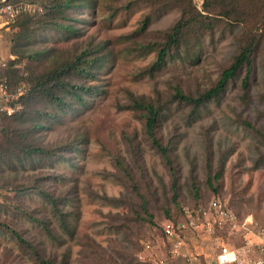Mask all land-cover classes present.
Here are the masks:
<instances>
[{
  "label": "rangeland",
  "instance_id": "374dc122",
  "mask_svg": "<svg viewBox=\"0 0 264 264\" xmlns=\"http://www.w3.org/2000/svg\"><path fill=\"white\" fill-rule=\"evenodd\" d=\"M0 1L9 2L14 8V15L0 25V59L5 62L7 58L16 56L11 53L10 38L15 31L13 26L18 12L34 11L39 4L28 0ZM126 1L96 0L93 7L77 11L81 15L75 16L80 19L72 21L79 26V35L68 36V33L51 31L52 37L47 33V37L18 48L19 54L23 55L21 59L36 50L39 54L36 62L48 66L88 40H107L111 58L97 78L91 80L96 82L97 88L86 96V101L77 103L60 122L37 133L43 143L75 141L78 149L71 153L72 158L67 162L58 161L50 167L32 168L25 163L16 169L4 167L5 171L0 172V259L4 257L8 263L17 258L24 264H32L25 247L11 235L10 228L29 238L47 256L66 259L67 264H82L85 256L80 259L83 246L78 238L86 235L95 239L118 261H122L119 252L128 246L133 250L136 261L154 264L153 260L147 259V252L167 253L170 248V241L161 229L168 219L184 224L187 243L182 247L187 257L170 256L172 264H206L218 243H241L246 218L252 219V241L264 240V233L260 232L264 230V144L238 121L239 115L248 117L264 130V99L261 97L264 94V46L260 45L257 51L256 74L251 82L248 101L240 97V78H237L228 84L218 101H209L188 122V106L177 101L167 102L169 109L161 122L159 134L163 140L175 134L173 162L179 168L178 203H175L171 198V174L160 155L147 143L142 118L138 111L124 105L130 102L129 92L147 97L159 96L165 101L172 92V85L178 84L190 91L210 85L221 67L237 51L242 24L217 27L213 34L202 37L198 59L188 57L169 61L150 75L143 73L142 68L151 61L155 52L136 50L137 42L153 39V33L169 26L179 10L174 7L151 12L147 29L127 37L126 34L136 30L143 16L151 10L144 2L126 6ZM115 8L118 9L113 12ZM6 18L3 14L0 24ZM258 24L264 28V17ZM49 48L54 49L50 51ZM126 136L133 137L139 149L134 148L131 152ZM208 141L210 144L207 146ZM205 148L212 151V172L221 170L216 192L206 182ZM135 153L140 155V160L142 158L144 168L135 166L132 158ZM117 159L126 165L139 190L147 196L148 210L152 213L150 219L145 218L139 197L128 188ZM44 175L51 178L36 179ZM11 177L26 185L25 191H15L12 186L2 185ZM193 180L198 187V196H195L191 185ZM42 182L55 191L68 190L67 207L73 212L70 219L77 237L64 233L52 221L47 201L35 191V184ZM104 195L118 197L119 202L107 200ZM213 195L221 197L232 208L237 216L236 225L233 229L224 226L212 234H203L196 222L185 221L183 209H194L200 204L207 206ZM165 209L169 216H166ZM136 211L145 219L136 218ZM30 212L50 219L58 237L50 236L38 221L28 217L26 213ZM121 222L125 225H116ZM6 225L10 228L5 229ZM147 243L150 248L146 247ZM93 258L96 257L90 255L88 262L97 264Z\"/></svg>",
  "mask_w": 264,
  "mask_h": 264
},
{
  "label": "trees",
  "instance_id": "16d2710c",
  "mask_svg": "<svg viewBox=\"0 0 264 264\" xmlns=\"http://www.w3.org/2000/svg\"><path fill=\"white\" fill-rule=\"evenodd\" d=\"M7 1L15 2L17 0ZM28 1H35L39 5L34 11L21 10L18 12L13 26L15 31L10 38L12 41L11 53H15L16 56L7 58L4 68L11 92L8 102L12 110L0 113V172L5 171L4 167L16 169L25 163H28L32 168L50 167L58 161L67 162L72 158L71 153L78 149L75 141L43 143L37 133L43 128L60 122L69 110L75 108L77 103L82 104L86 101V96L92 94L97 88L96 82L91 80L97 78L99 71L111 58V48L108 46L107 40L95 42L88 40L80 48L61 56L58 61L51 62L48 66L36 62L39 59L36 50L28 53L25 59H21L20 57L23 55L19 54L18 48L36 42L41 37H47V33L51 34V31L68 33V36L79 35L81 31L79 26L72 22L80 19L79 16H75L78 14L77 11L83 7H93L96 3V0ZM136 2H144L151 11L143 16L141 24L136 30L126 34L127 37L142 33L147 29L151 12L174 7L179 10L178 16L169 26L153 33V39L137 42L136 50L155 52L151 61L142 68L143 73L150 75L169 61L188 57L198 59L200 50L198 45L202 37L206 34H213L217 27H231L236 23L242 24L237 51L232 55L231 60L221 67L217 77L212 80L210 85L195 91L184 90L178 84L172 85V92L165 101L159 96L147 97L143 94L134 95L129 92L130 102L124 105L138 111L142 118L143 132L147 143L160 155L171 174L173 191L171 198L176 201L179 168L173 162L172 151L175 147L173 140L175 134L170 135L167 140H163L159 134L161 122L167 117V110L169 109L167 102L177 101L188 106L189 110L186 116L188 122L190 117L205 107L209 101H218L228 84L237 78H240V97L243 101L250 99V86L256 74L257 51L260 45L264 46L262 43L264 28H261L262 24L261 26L258 24L264 17V0H203L201 8H198L193 0H127L124 5L130 6ZM117 9L115 8L113 12H116ZM42 32L44 33L41 34ZM53 49L49 48L50 51ZM18 86L22 89L21 92H18ZM261 97L264 99V94H261ZM238 121L264 144L262 127L245 116L239 115ZM126 141L129 143L131 152L134 148H138L133 137L126 136ZM209 144L208 141L207 146ZM205 149L206 182L216 192L219 189L217 181L220 178L221 170L216 169L212 172V151L210 148ZM132 158L138 169L144 168L140 155L135 153ZM117 163L120 169L124 171L128 188L139 197L140 206L146 213L145 218L150 219L152 213L148 210L147 196L139 190L133 174L129 172L126 165L119 159H117ZM46 177L51 178L44 175L38 176L36 179L46 180ZM2 185L12 186L15 191L19 192L25 191L24 187L26 186L17 182L14 177L5 179ZM191 185L195 196H198V187L194 180ZM35 189L47 201L53 216L52 221L57 223V227L69 236L77 237L75 226L70 219L73 212L67 207L68 190L55 191L43 182L40 185L35 184ZM29 190L34 191L33 189ZM104 197L114 203L119 202L118 197L106 195ZM212 197H218V195ZM14 206L17 207V205ZM131 210L135 211L134 207H131ZM164 211L166 216H169V211L167 209ZM26 214L38 221L50 236L58 237L53 231L50 219L36 216L31 212ZM136 218L145 219L137 211ZM116 225L122 227L125 223L121 222ZM8 228L10 227L6 225L5 229ZM10 230L11 235L18 243L25 247L32 264H67L66 259L57 260V258L41 252L29 238L17 229L10 228ZM78 239L83 246L80 259L85 256L82 264H92L88 262L90 255L96 257L93 260L97 264L151 263L136 261V257L132 254L133 250L128 249V246L119 252L122 261H118L90 236L86 235ZM0 264L24 263L17 258L16 261L8 263L3 257L0 259Z\"/></svg>",
  "mask_w": 264,
  "mask_h": 264
},
{
  "label": "built area",
  "instance_id": "2783aa9c",
  "mask_svg": "<svg viewBox=\"0 0 264 264\" xmlns=\"http://www.w3.org/2000/svg\"><path fill=\"white\" fill-rule=\"evenodd\" d=\"M198 8H201L203 0H193ZM7 16L6 20L0 24L8 22L7 19L14 15V8L9 2L0 1V18ZM5 62L0 59V113L10 112L11 105L8 102V97L11 94L8 80L5 76ZM21 92L20 86L17 88ZM185 218L190 223L196 222L200 227V232L203 234H212L217 228L224 227L233 229L236 225V214L230 206L222 200L221 197H212L207 206L200 204L194 209H183ZM244 232L242 242L239 244L230 245L224 241L216 246V250L211 256V259L206 264H264V240L262 242H253L252 234V219L246 218L243 222ZM186 226V223H185ZM184 224L173 220L163 222L162 231L164 236L170 241V248L167 253L147 252V259L153 260L154 264H172L170 256L180 255L183 258L187 254L182 250V247L187 245L186 234L184 232ZM260 232L264 233V230ZM260 234V233H258ZM150 248V244H146ZM154 253L157 254L154 256Z\"/></svg>",
  "mask_w": 264,
  "mask_h": 264
}]
</instances>
